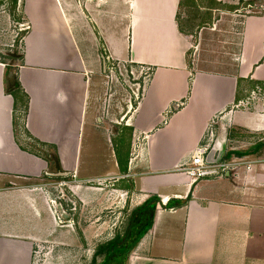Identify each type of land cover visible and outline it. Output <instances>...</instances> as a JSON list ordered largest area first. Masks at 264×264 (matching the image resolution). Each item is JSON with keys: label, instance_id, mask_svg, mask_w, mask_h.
Listing matches in <instances>:
<instances>
[{"label": "crops", "instance_id": "1", "mask_svg": "<svg viewBox=\"0 0 264 264\" xmlns=\"http://www.w3.org/2000/svg\"><path fill=\"white\" fill-rule=\"evenodd\" d=\"M236 1L23 0L21 61L0 59V264H32L56 237L55 176L89 205L120 178L138 205L159 198L127 264H264V0L232 16L235 64L189 60L195 30L216 35ZM117 66L151 70L121 121ZM199 146L235 168L194 178Z\"/></svg>", "mask_w": 264, "mask_h": 264}, {"label": "rangeland", "instance_id": "2", "mask_svg": "<svg viewBox=\"0 0 264 264\" xmlns=\"http://www.w3.org/2000/svg\"><path fill=\"white\" fill-rule=\"evenodd\" d=\"M244 4V0L224 4L225 9L215 13L217 18L221 16L232 18V21L228 19L217 23L216 35H205L200 39L199 30L198 32L195 30L191 36L192 44L189 50L191 63L196 61L198 66L199 63L202 65L201 57L215 59L214 61L220 60L224 63L229 61L232 64L236 63V54L233 51L236 50L240 41V28H238L239 20H234L232 16L240 9L243 13L247 12L243 11ZM22 5L23 0H0V59H7L12 64L21 61L23 37L27 32L26 27L21 25L26 21ZM181 17L182 19L191 18L187 9L181 11ZM211 26L214 27L213 24ZM12 39L15 40L11 41ZM228 46L233 49L231 50L233 56L231 52H226ZM206 66L210 67V64ZM121 68L122 70L117 66L118 81L113 88L116 94L113 108L117 121H121V117L129 109L127 106L129 101L132 100L135 105L141 98L143 88L151 75L150 68L143 70L138 66L134 67L135 69L128 66ZM35 146L44 154H52L51 148L40 144ZM52 158H54L53 155ZM123 179L120 178L117 182L115 179L102 181L106 198L101 200L100 205L97 200L89 205L72 193L68 185L72 182L71 177L55 176L54 184L50 189L57 200L58 231L56 237L42 240L35 246L32 264H90L99 246L113 239L118 233L124 235L131 214L139 205L133 199L135 197L131 198L128 192L118 187V182ZM113 182L116 185H112ZM94 186H97L96 182ZM103 259V255L98 256V263L103 262Z\"/></svg>", "mask_w": 264, "mask_h": 264}, {"label": "trees", "instance_id": "3", "mask_svg": "<svg viewBox=\"0 0 264 264\" xmlns=\"http://www.w3.org/2000/svg\"><path fill=\"white\" fill-rule=\"evenodd\" d=\"M18 88H20L18 80L14 81L9 87V90L13 93L15 98L16 89ZM52 155L54 158H57V155L53 153L50 156L48 153H45L43 157L50 161ZM225 157H227V155H225ZM158 201V197H152L136 207L131 214V219L124 235L118 233L113 239L99 246L90 264H125L128 259L129 251L152 225ZM100 255H103L104 259L103 262L98 263L97 257Z\"/></svg>", "mask_w": 264, "mask_h": 264}, {"label": "built area", "instance_id": "4", "mask_svg": "<svg viewBox=\"0 0 264 264\" xmlns=\"http://www.w3.org/2000/svg\"><path fill=\"white\" fill-rule=\"evenodd\" d=\"M208 148L199 146L192 157L191 165L184 168L188 174L193 176L194 178H201L206 176L209 173L226 171L227 169L235 168L234 162L229 161H219L216 162H207L205 159V154L207 153Z\"/></svg>", "mask_w": 264, "mask_h": 264}]
</instances>
